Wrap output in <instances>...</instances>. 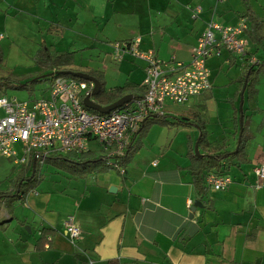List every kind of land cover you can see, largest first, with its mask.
I'll list each match as a JSON object with an SVG mask.
<instances>
[{
	"label": "crops",
	"instance_id": "crops-1",
	"mask_svg": "<svg viewBox=\"0 0 264 264\" xmlns=\"http://www.w3.org/2000/svg\"><path fill=\"white\" fill-rule=\"evenodd\" d=\"M198 8L200 13L194 18ZM0 15L10 18L7 25H34L35 29L49 31V36L56 38L53 45L60 46L61 41V45L67 42L73 47H100L108 57L115 43L137 39L140 51L154 52L164 62L184 64L192 61L193 48L211 20L224 26L247 20L250 33L246 34L250 44L244 58L225 51L213 58L224 59L231 68L242 61L236 89L229 98V125L222 124L221 136L209 132L210 122L199 120L197 113L194 119L176 118L189 124L168 129H174V138L181 139L173 146L172 142L170 147L175 150H170V156L156 153L159 149L153 145L152 151L145 153L147 158L135 163L134 159L144 154L142 140L140 147L135 144L131 149L138 154L124 162L125 175L118 171V176L112 171L92 174L75 178L80 180L68 186L57 183L50 188L44 179L35 192L14 204L12 220L2 203L0 264H106L110 260L120 264H264V181L254 172L255 167L264 165L263 80L259 79L252 98L247 89L244 94V123L250 131L248 163L233 166L224 174L233 181L229 189H207L199 197L188 157L193 138L199 135L200 140L202 136L197 122L204 126L207 136V144L199 146L200 154L210 147L221 146L229 152L237 148L234 113L239 112L244 87L240 80L250 66L264 62V43L255 38L251 20L260 24L264 37V0H0ZM21 15H26V20L18 19ZM113 62L119 65L121 75H128L126 85L142 86L145 62L130 56L121 63ZM211 80L214 84L212 75ZM214 88L193 98L195 103L189 107L208 114L207 100ZM204 96L206 102H198ZM28 166H20L19 173L12 172V185L7 191H12L18 175ZM196 202L203 207L197 208L192 219ZM69 216L81 230L78 241H72L66 233L64 223ZM6 222L10 223L2 227ZM43 230L54 234L39 250Z\"/></svg>",
	"mask_w": 264,
	"mask_h": 264
},
{
	"label": "built area",
	"instance_id": "built-area-1",
	"mask_svg": "<svg viewBox=\"0 0 264 264\" xmlns=\"http://www.w3.org/2000/svg\"><path fill=\"white\" fill-rule=\"evenodd\" d=\"M199 13L200 8L194 18ZM248 29L247 20L236 26L211 20L193 48L189 64L175 60L164 62L154 52H142L137 39L115 43L113 61L121 63L130 56L146 63L144 94L133 96L129 103L108 114L92 112L84 106L87 97L94 101L93 83L68 76L54 79L46 99L17 102L0 97V157L24 167L36 158V165L44 166L53 156L94 151L93 144L103 150L104 157L128 156L145 122L164 116L168 101L185 105L212 89L209 59L220 57L223 51L242 58L247 55ZM109 163L125 175L124 163L118 160H109ZM254 172L264 181V165L255 167ZM232 183L229 176L215 172H209L206 177V185L214 191H225ZM64 227L72 241L81 238L74 217L69 216Z\"/></svg>",
	"mask_w": 264,
	"mask_h": 264
},
{
	"label": "rangeland",
	"instance_id": "rangeland-1",
	"mask_svg": "<svg viewBox=\"0 0 264 264\" xmlns=\"http://www.w3.org/2000/svg\"><path fill=\"white\" fill-rule=\"evenodd\" d=\"M10 15L11 17L14 16L13 13ZM6 19L10 18L7 17V15H0V97L5 96L9 100H16L17 102H30L34 99H46L49 97L51 84L48 82L36 83L28 89H14L11 86L8 87L9 85H12V82H26L44 75V69L40 68L36 63V57L42 45H44L45 48H48L51 54L76 52V54H73L75 61L71 63L69 69L91 77H93L91 75L93 72L101 73L102 82L104 84L103 87L106 90L123 87L128 83V75H121L119 65L113 62V57L111 55L112 51L107 57L104 56V51L100 47H96V50L93 49L94 47L92 49H86L89 47H73L75 45L71 46L67 42L65 45H61V41H59L60 46L53 45L54 41L52 39L56 38L49 36V31L46 32L45 30L35 29L33 27L34 25H7L9 22H7L8 20ZM18 19L26 20V15H21ZM9 21L11 22V20ZM36 26L43 27L42 25ZM224 57L229 59L230 56L227 53H224ZM221 65L223 66L219 69L220 72H217L218 67ZM241 66V60H238L237 66L231 68L228 64H225L224 59L212 58V60L208 62V68L212 75V79L215 82L213 84L215 87L213 96L208 100L206 99L207 96H204V98L202 97L201 100L198 101L201 103L206 102V100L208 101L210 107L209 113L204 114L202 110L196 111L197 108L189 107L191 103H195V99H191L190 103L185 105H179L168 101L164 108V114L168 116V120L173 121L176 118L194 119L196 118L195 116L197 113L198 119L200 118L199 120L206 121L207 123L210 122L209 132L221 136L220 134L224 132L223 126L227 127L229 125L228 121L230 119L231 111L229 98L233 96L234 90L236 89L237 74ZM260 80H263L262 82L260 81V85L264 87V77L260 78ZM209 101L211 102L209 103ZM168 129V127L154 125L145 132V135L143 136L145 143L141 150V153L144 154L134 159L135 163L141 158H147V154L145 153L152 151L153 145H157V148L159 149L155 150L156 153L160 151L162 154L166 153L169 156L172 155L170 150H175L173 147H170L172 142L173 146L176 143H180L181 139L178 137L174 138V133L176 132L174 129L169 131ZM181 131L183 130H180V132ZM180 134H183V132ZM237 137L236 132V140ZM198 138L199 135L196 139L193 138L195 142L194 147L198 144ZM93 148L95 151L97 150L96 147ZM136 153L137 151L134 150L132 154L129 155L128 161L131 160ZM40 168V175L44 176V182L46 181V186L49 188L57 183L67 184L68 186L72 182L80 180L59 172L49 164L40 166ZM15 170L19 173L21 167L16 166L13 162L4 157H0L1 191H7L11 188L12 183L9 178ZM112 172L118 176L117 170H112ZM85 179L87 178L82 180L86 181ZM92 182H94V180H92ZM68 188H70V186Z\"/></svg>",
	"mask_w": 264,
	"mask_h": 264
},
{
	"label": "trees",
	"instance_id": "trees-1",
	"mask_svg": "<svg viewBox=\"0 0 264 264\" xmlns=\"http://www.w3.org/2000/svg\"><path fill=\"white\" fill-rule=\"evenodd\" d=\"M253 24V33L255 38H257L258 42L264 43V37L261 34L260 24L255 20L252 19ZM250 35V33H247ZM253 39V38H252ZM249 40V39H248ZM256 40V39H255ZM74 53H65V54H58L54 53L51 54L48 48H45L44 45L41 46V49L38 51L36 57L37 65L44 69L45 73L43 76L37 77L33 80H28L24 82H12V85L8 87H12L14 89H28L31 88L34 84L40 82H48L52 84L54 79L57 77L58 72L62 71H72L78 72L75 70L69 69L71 63L74 61ZM91 75L99 80L102 86L101 92L94 98L95 102L101 106H109L121 98L127 95H133L136 97H141L144 94V87L131 84L125 85L123 87H118L111 90H106L103 86L102 82V75L99 72H93ZM264 75V62H259L256 65L250 66L245 74L242 76L240 82L244 84L245 79L248 76V87H247V95L252 98L256 95V87L259 84L260 77ZM61 76V75H59ZM71 77V76H68ZM74 78V77H71ZM78 79V78H74ZM10 84V83H7ZM93 112V111H92ZM246 118V116H245ZM246 122V121H245ZM179 124L188 125L189 121L177 120L175 119L173 122L168 120L167 116H159V117H152L149 118L143 128L139 132L136 140V145L138 147L141 146L143 136L145 132L150 129L151 126L154 125H161L163 127L172 128ZM244 132L241 138V142L239 144V133H240V124H239V112L236 110L234 113V127L235 131L237 132V148L232 151H226L224 147L217 146V147H210L205 153L201 154V156L195 155L194 146L190 143V149L188 153V157L190 159V167L189 171L192 174L193 178V185L198 193L199 197H202L207 189H210L206 185V177L209 172H215L217 174L224 175L228 172L233 166H241L243 164H247L248 160L246 158V147H247V140L250 137V131L246 123H244ZM197 125L201 129L202 136L199 140V146H203V144H207L206 142V132L204 130V126L197 122ZM94 147L97 148L95 151L77 154H69L65 156H53L49 158L46 164L57 169L59 172L65 173L73 178H83L90 174H102V173H109L110 171L114 170L109 160H118L120 163H124L128 156L124 158H117L114 159L104 157L102 155L103 150L98 148L93 144ZM210 146V145H206ZM132 151L130 150L128 155ZM124 167V166H123ZM125 168V167H124ZM40 165L37 164L36 171L34 176H32V169L31 164L23 169V173L18 175L17 180L15 182L14 188L12 191L7 192H0V205L3 203L5 208L7 209L9 215L11 216V220L14 218V204L16 202L24 200L30 192H35L41 185L44 180V176L40 175ZM119 172V171H118ZM13 217V218H12ZM10 222L2 223L1 226L5 227ZM54 233L51 231L43 230L41 239L38 241V249L42 250L43 245L46 241V238ZM106 264H120L118 260H110Z\"/></svg>",
	"mask_w": 264,
	"mask_h": 264
},
{
	"label": "water",
	"instance_id": "water-1",
	"mask_svg": "<svg viewBox=\"0 0 264 264\" xmlns=\"http://www.w3.org/2000/svg\"><path fill=\"white\" fill-rule=\"evenodd\" d=\"M56 75L57 76H59V75H61V76H71V77H74V78H78V79L85 80V81L93 83L95 85V88H94L93 93H92L93 97H96L102 90L101 83L97 79H95L94 77H91V76L86 75V74H82V73H79V72H72V71H62V72H58ZM247 87H248V76H247V78L245 79V82H244V87H243V90L241 92V101H240V106H239V112H240L239 144L241 142V138H242V135H243V132H244V94L246 92ZM132 99H133V95H127V96L121 98L119 101H117L116 103H114L112 105L101 106V105L97 104L95 101L91 100L90 97H87L84 100V106L90 111L97 112L99 114H108V113H111L114 110H117V109L121 108L126 103H129ZM195 155L201 156V154L199 152V144H197L196 147H195ZM32 171H33L32 176H34V173L36 171V158L33 159ZM113 192H115V189H113ZM202 207H203V205H202L201 202H196L194 207L192 208V214L190 215V218L193 219V216H194L193 214L196 212L197 208H202Z\"/></svg>",
	"mask_w": 264,
	"mask_h": 264
}]
</instances>
